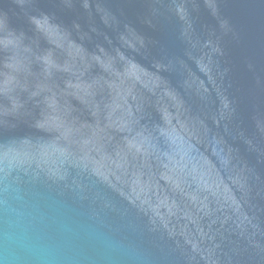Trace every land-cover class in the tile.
<instances>
[{
	"label": "water",
	"instance_id": "obj_1",
	"mask_svg": "<svg viewBox=\"0 0 264 264\" xmlns=\"http://www.w3.org/2000/svg\"><path fill=\"white\" fill-rule=\"evenodd\" d=\"M0 264H264V0H0Z\"/></svg>",
	"mask_w": 264,
	"mask_h": 264
}]
</instances>
